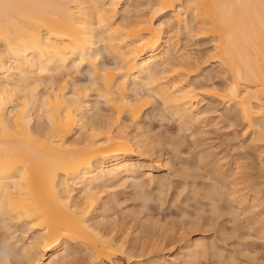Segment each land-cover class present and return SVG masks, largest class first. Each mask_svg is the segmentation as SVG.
<instances>
[{
  "label": "bare ground",
  "instance_id": "1",
  "mask_svg": "<svg viewBox=\"0 0 264 264\" xmlns=\"http://www.w3.org/2000/svg\"><path fill=\"white\" fill-rule=\"evenodd\" d=\"M122 4L125 14L140 5L0 0V228L25 264H69L72 244L92 264L127 258V235L103 230L110 203L98 201L113 183L142 175L159 182L164 160L150 162L154 142L140 124L156 103L192 127L206 113L201 97L219 99L264 147V0H150L147 18L139 9L118 22ZM182 32L213 43L209 59L227 84L199 81L203 63L179 46ZM103 55L113 67L100 66ZM84 67L88 82L75 77ZM100 100L116 117L102 113ZM201 242L189 240V258L208 250ZM5 251L0 263L15 264Z\"/></svg>",
  "mask_w": 264,
  "mask_h": 264
},
{
  "label": "rangeland",
  "instance_id": "2",
  "mask_svg": "<svg viewBox=\"0 0 264 264\" xmlns=\"http://www.w3.org/2000/svg\"><path fill=\"white\" fill-rule=\"evenodd\" d=\"M134 1L140 4L136 12L133 9L129 13L132 15L125 14L126 5L122 4L119 9L124 14L120 12L118 22L128 16L134 19L139 11L146 14L145 18L152 12L150 0ZM168 32L169 37L175 36V29L168 27ZM192 35L182 32L176 40L192 59L203 63L202 76L197 77L199 81L221 88L228 83L229 76L209 59L213 43ZM106 57H101L100 66L113 67V61ZM75 77L81 82L91 79L86 67ZM192 80L195 81V77ZM201 98L203 103L199 107L206 113L192 123V127L180 125L160 104L147 109L140 124L154 142L150 162L155 164L157 159L165 162L159 182L142 175L135 180L113 183L106 190L105 198L99 199V203H110L105 213L108 224L105 225L106 221L102 224L103 230H112L108 232L114 233L116 238L127 235V258L117 264H151L156 256L163 254L171 256L168 261L175 257L170 264H264V147L253 144L247 127L232 108L219 99ZM105 105L100 100L102 113L113 116L115 113ZM131 127L134 128L132 123ZM76 135L77 132L72 138L78 137ZM233 189L238 191L235 195L230 194ZM253 204L260 207L254 208ZM190 239L208 246H205L206 251L200 247L197 261L187 254ZM9 240L8 233L0 228V251L8 249L13 263L25 264L19 247L15 248ZM71 247L78 252L70 257L69 264H92L84 247L73 244Z\"/></svg>",
  "mask_w": 264,
  "mask_h": 264
}]
</instances>
